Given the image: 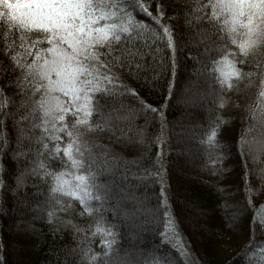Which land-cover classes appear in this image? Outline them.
Returning a JSON list of instances; mask_svg holds the SVG:
<instances>
[{"label":"snow or ice","instance_id":"obj_1","mask_svg":"<svg viewBox=\"0 0 264 264\" xmlns=\"http://www.w3.org/2000/svg\"><path fill=\"white\" fill-rule=\"evenodd\" d=\"M176 16L182 19L165 23ZM178 34L203 47L205 80L218 85L210 111L228 103L224 92L256 88L245 104H237L248 121L236 146L242 196L218 205L232 209L225 213L230 222L246 208L256 209L253 197L264 189V0H190L171 16L162 0H0V68L7 77L6 84L0 81V201L11 193L14 204L33 213L17 221L15 231L34 233L38 231L34 220L63 219L74 233L84 232L85 227L71 217L87 214L93 220L86 225L91 230L86 235L101 236L99 244L105 251H94L89 242L71 264H102L110 253L117 264H160L155 251L137 250L135 255L115 251V225L102 213L111 207L132 219L163 210L168 218L165 227L171 226L176 236L165 187L164 146L169 138L162 117L160 131L148 141L157 151L154 158L147 157V164L146 152L124 157L98 136L145 144L147 116L160 109L148 103L129 78H141L144 57H155L161 43L172 53L174 67ZM153 42L158 45L155 50ZM190 86L203 99L196 82ZM8 87L13 89L11 95ZM139 118H144L143 125L136 124ZM224 122L226 117L217 111L214 120L200 126V144L210 165L207 170L213 174L224 171L226 153L219 140ZM5 156L14 164L10 181L5 177ZM253 177L258 184L252 183ZM154 180L160 181L157 203L149 206L147 196L138 189ZM225 187L216 184L214 190L232 196ZM250 223L253 233L257 228L264 231V217L258 218L255 211ZM181 249L186 255L183 245ZM260 251L264 252V245Z\"/></svg>","mask_w":264,"mask_h":264},{"label":"trees","instance_id":"obj_2","mask_svg":"<svg viewBox=\"0 0 264 264\" xmlns=\"http://www.w3.org/2000/svg\"><path fill=\"white\" fill-rule=\"evenodd\" d=\"M162 2L171 16L174 10L184 8L190 0ZM181 19L182 17L176 16L165 23H176ZM177 39L179 44L174 56V67L171 66L172 53L161 43V50L155 57H144V67L140 69L141 78H129V82L140 95L160 109V112L147 116L149 124L145 144L120 143L106 134L99 135L98 138L101 143L112 145L124 157L131 158L141 151L146 152L144 163L147 164V157L154 158L157 151V147L150 145L148 141L160 131L162 117L163 131L169 138V143L164 146L165 187L176 225V236L179 239L173 235L171 226L165 227L168 218L164 217L163 210L152 214L141 213L135 218L125 219L120 215V209L108 207L102 214L115 225L116 238L113 248L120 254L128 251L133 255L137 250H144L145 253L155 251L160 258V264L169 260L171 264H249V261L252 264H264V252L260 251L264 245V231L257 228L253 233L250 223L254 211L258 218L264 217V208L260 207L264 203V189L253 197L256 209L246 208L235 222L225 218V213H230L231 208L218 207L224 199L231 203L242 196V170L236 146L241 129L248 121L242 118L246 113L237 104H245L255 94L256 88L242 86L240 91H226L223 95L228 99V103L210 111L216 95L213 89L218 85L205 80L208 73L204 72L202 67L205 60L203 47L189 43L187 36L178 34ZM157 46L155 42L152 43L153 50ZM211 67L209 64L208 68ZM0 81L7 83L3 68H0ZM169 82L172 85L170 90ZM191 82H196L197 90L202 89L203 99L196 95L190 86ZM6 91L11 95L13 89L8 87ZM188 96L190 102L187 104ZM217 111L226 117V122L220 125L219 131V140L224 145L222 150L226 155L222 161L224 171L213 174L207 170L210 165L206 164V152L200 144L199 133L202 131L200 126H206L214 120ZM136 124L143 125L144 118L137 119ZM128 135L133 136L134 133L128 132ZM4 162L5 177L10 181L9 173L12 172L14 164L9 156L4 157ZM130 166L136 167L135 164ZM249 166L252 167L251 162ZM252 183L255 185L259 181L253 177ZM159 184V180H154L138 189L147 196L149 206L157 203ZM216 184L226 186L225 191L233 195L225 197L215 191ZM31 192L32 189L29 188L28 193ZM22 195L29 200L33 199L31 195ZM38 199L42 201L44 196L40 195ZM0 204V241L4 244V247L0 248V264H71L78 256L80 248L89 242L94 251H105L99 244L101 236L86 235L91 231L86 225L93 220L92 216L85 214L71 217L74 223L85 227L84 232L74 233L71 226L64 225L63 219L54 223L37 219L33 223L38 231L25 234L15 231L14 226L17 221L28 218L33 213L22 205L14 204L11 193H5ZM74 204L77 210L81 208L78 202L74 201ZM250 240L253 243L250 244ZM181 245L184 246L186 255L181 254ZM97 260L101 258L98 257ZM81 264L88 262L83 261ZM102 264H117L115 254L110 253L103 258Z\"/></svg>","mask_w":264,"mask_h":264},{"label":"rangeland","instance_id":"obj_3","mask_svg":"<svg viewBox=\"0 0 264 264\" xmlns=\"http://www.w3.org/2000/svg\"><path fill=\"white\" fill-rule=\"evenodd\" d=\"M186 99H187L186 102H187V104H188V103L190 102V96H188ZM190 159H192V158H190ZM227 248H228V247H227Z\"/></svg>","mask_w":264,"mask_h":264}]
</instances>
